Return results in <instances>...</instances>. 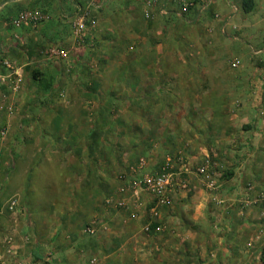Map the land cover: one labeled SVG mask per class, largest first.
Returning a JSON list of instances; mask_svg holds the SVG:
<instances>
[{
	"label": "rangeland",
	"instance_id": "obj_1",
	"mask_svg": "<svg viewBox=\"0 0 264 264\" xmlns=\"http://www.w3.org/2000/svg\"><path fill=\"white\" fill-rule=\"evenodd\" d=\"M66 1L0 0V264H264V0L250 15L231 0L228 25L188 20L204 0L182 20H123L115 4L107 17V0L56 17ZM83 12L94 28L75 39ZM162 171L164 204L139 183ZM177 187L208 198L200 232L162 227Z\"/></svg>",
	"mask_w": 264,
	"mask_h": 264
},
{
	"label": "crops",
	"instance_id": "obj_2",
	"mask_svg": "<svg viewBox=\"0 0 264 264\" xmlns=\"http://www.w3.org/2000/svg\"><path fill=\"white\" fill-rule=\"evenodd\" d=\"M175 1L176 0H173V1L172 0H107L108 8H105L104 11L107 12V14H106L107 17L112 16V17L116 18V13L108 11L109 6L111 5L113 7L112 4H115L114 8L120 10L121 12L123 11L122 14H123V16H125V19L121 18V20L122 19L123 20H182V19H179L177 17L178 16L177 13L180 10L179 9L177 10V8H175V6H173V4L171 3V2L175 3ZM66 2H69V3H65L64 7L62 5L58 6L59 5L58 3H55V5L57 7L51 6V9H52L54 15H56V17H59L60 13H67V14L71 15V14H74L75 11H78V9L80 7L78 4L72 5L71 0L66 1ZM205 4H207L206 7H204ZM200 7H201V9H202V7H204L203 10L208 9V12H207L208 16L203 18L198 14V11H195L194 13H192V15H190V17L188 19V20H191L190 22H192L193 20H217L218 22H222V23L227 22V25H228V20H238L239 19L237 14L234 15L232 13H235L238 9L240 12V9H241L239 7L238 3H234L231 0H204V2H202ZM106 9H108V10H106ZM251 10L253 11L252 8H251ZM260 12L262 13V11H260ZM45 13H46V15L48 14L47 12H45ZM242 13L244 14V11H242ZM250 13H251V11L248 13V15H250ZM102 18L107 20L105 17H102ZM257 19L258 18H250V20H257ZM110 20H118V19H111L110 18ZM183 20H186V19H183ZM53 22L56 23L57 21L53 20ZM210 23H212L211 25H214V26L217 25V24H215V23H217L216 21H208V24H210ZM54 25H56V24H54ZM53 32L57 33L55 29L53 30ZM254 105H257V102L254 101ZM260 116H261V114H260ZM262 116H263V114H262ZM256 120H257L256 118L254 119V117L245 116L244 114H242L240 117V121L243 123L246 122L249 124L250 123L254 124L256 122ZM249 124L247 126H244V130L246 128L247 132H252V127ZM187 191H189V188L186 191H184L183 188L181 190L180 187H177L176 192H174L172 194V197H171L172 203L180 206L181 208L178 212H177V210H174L175 212H173L167 218L165 216L161 220L163 228L164 227L166 228L167 226L170 228L171 225L182 224V220H183L186 223H190V225L191 224L195 225L198 228L197 232H200L201 228L203 227V224H206L205 214L202 217V215L198 214L197 211H199V212H200V210L204 211L205 207L207 206L206 203H207L208 198L204 197V199L200 200V198H198V196H196L195 194L194 195H192V194L186 195ZM182 199H184V200H182ZM187 201L191 202L193 204V209H195V211L191 215L187 214L183 210V208L185 209V207H187V205H188V203L186 204ZM244 201H245V199H243V202ZM208 205L210 206V204H208ZM122 209H124V208H122ZM225 209H227V207ZM232 212H233V210H232ZM208 213H209L208 217H210L212 214L210 211ZM229 214H231V212L228 209L227 215H229ZM127 217H128V220H131V218H132L131 214L127 215ZM216 217L217 218L220 217V219H222L223 216L218 215ZM168 218H170V220ZM208 223H210L209 228H210V230H212L211 229L213 226L212 221L209 220ZM227 225L228 226H224V227L227 229L229 227H231V229H232L233 224L231 222H228ZM160 229H158V232ZM172 229L178 231L177 230L178 228H172ZM218 229L221 230L223 228H218ZM185 231H187V230H184V233H185ZM229 231H232V230H229ZM90 232H93V231L91 230ZM120 232H121V230L114 231L113 235L115 236V235L119 234ZM131 232L134 233V232H136V230L131 229ZM215 233H218L216 231V229H215ZM115 244H117V243H115ZM134 245L135 244H132V242L131 243L127 242L126 244L122 245L120 247V249L125 248L126 251H136V247ZM154 249L156 251L160 250V251L164 252V251L168 250V247H167L165 242H161L160 244L156 245ZM146 252H147V249H145L144 255H146ZM144 260H147V259H144ZM163 261L164 260L158 259V257L155 261L153 260V262L155 264H161ZM125 263L126 264H129V263L130 264H144L143 260L138 261L137 259L136 260H130L129 262L125 261ZM96 264H98V260H96Z\"/></svg>",
	"mask_w": 264,
	"mask_h": 264
},
{
	"label": "built area",
	"instance_id": "obj_3",
	"mask_svg": "<svg viewBox=\"0 0 264 264\" xmlns=\"http://www.w3.org/2000/svg\"><path fill=\"white\" fill-rule=\"evenodd\" d=\"M207 4H205L204 7H206ZM192 6H193L192 0H181L180 11L182 13H186L189 10V8ZM204 7H202V9ZM45 18L46 17L42 14V12H36L34 14H31V13L21 14L18 19L13 21V27H19V25H21L22 22H24V23L25 22L26 23L31 22V24L35 25L38 22L44 20ZM87 20H90V21L87 22ZM93 20H94L93 18H89V14L87 12H83L79 16H77L73 19L72 29H73V34L75 36V39H80L85 35L84 32L87 29L86 28L87 24H89V26H90V31H91V29L94 28V21ZM5 64H6V67L9 68V64H7V63H5ZM10 69H11V67H10ZM13 74H16V73L13 72ZM7 77L8 76H1L0 75V83L1 82L3 83ZM139 183L146 187L148 193H150L154 196H157L159 198L160 204H164L165 200L163 198L166 195V191H167V188L169 186V176L164 171H162L159 175H156L155 177L144 178ZM250 189L251 188L248 186V190H250ZM256 201H258L260 203H264V194L262 193L261 195L257 196L255 202ZM12 205H14V203H12ZM117 205L120 207V206H122V203H118ZM10 210H12V207H10ZM144 229H145V231H148L147 227H145ZM27 264H29V263H27ZM88 264H96V260L92 259L89 261Z\"/></svg>",
	"mask_w": 264,
	"mask_h": 264
},
{
	"label": "trees",
	"instance_id": "obj_4",
	"mask_svg": "<svg viewBox=\"0 0 264 264\" xmlns=\"http://www.w3.org/2000/svg\"><path fill=\"white\" fill-rule=\"evenodd\" d=\"M251 1L250 0H242V4H241V7H242V10L245 12V13H248L250 11V9L252 8L251 7ZM245 130H247L245 128Z\"/></svg>",
	"mask_w": 264,
	"mask_h": 264
}]
</instances>
